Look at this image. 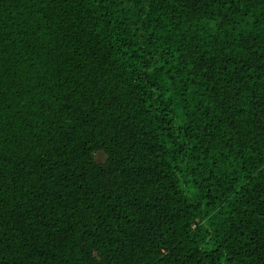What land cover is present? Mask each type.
<instances>
[{"label":"trees","instance_id":"1","mask_svg":"<svg viewBox=\"0 0 264 264\" xmlns=\"http://www.w3.org/2000/svg\"><path fill=\"white\" fill-rule=\"evenodd\" d=\"M0 264H264V0H0Z\"/></svg>","mask_w":264,"mask_h":264},{"label":"rangeland","instance_id":"2","mask_svg":"<svg viewBox=\"0 0 264 264\" xmlns=\"http://www.w3.org/2000/svg\"><path fill=\"white\" fill-rule=\"evenodd\" d=\"M94 157L98 163H102L105 159V156L102 153H96Z\"/></svg>","mask_w":264,"mask_h":264}]
</instances>
